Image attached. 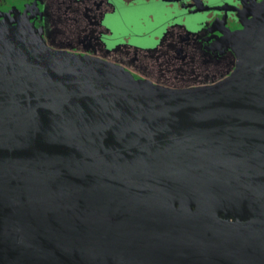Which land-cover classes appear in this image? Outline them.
Instances as JSON below:
<instances>
[{
    "label": "water",
    "instance_id": "water-1",
    "mask_svg": "<svg viewBox=\"0 0 264 264\" xmlns=\"http://www.w3.org/2000/svg\"><path fill=\"white\" fill-rule=\"evenodd\" d=\"M233 70L171 87L0 18V264H264V0Z\"/></svg>",
    "mask_w": 264,
    "mask_h": 264
},
{
    "label": "flooded vegetation",
    "instance_id": "flooded-vegetation-1",
    "mask_svg": "<svg viewBox=\"0 0 264 264\" xmlns=\"http://www.w3.org/2000/svg\"><path fill=\"white\" fill-rule=\"evenodd\" d=\"M253 0H0V18L25 11L50 46L115 62L157 85H211L233 70L225 37ZM261 1V0H257Z\"/></svg>",
    "mask_w": 264,
    "mask_h": 264
}]
</instances>
